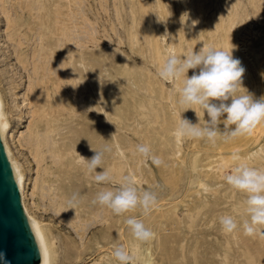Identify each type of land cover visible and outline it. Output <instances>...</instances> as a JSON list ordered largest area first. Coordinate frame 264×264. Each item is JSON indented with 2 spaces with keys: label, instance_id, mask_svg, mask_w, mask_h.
Segmentation results:
<instances>
[{
  "label": "rangeland",
  "instance_id": "rangeland-1",
  "mask_svg": "<svg viewBox=\"0 0 264 264\" xmlns=\"http://www.w3.org/2000/svg\"><path fill=\"white\" fill-rule=\"evenodd\" d=\"M230 43L245 68L244 86L264 97V0H0V96L12 125L4 145L22 173V207L43 230L51 264H119L116 246L133 264H264V239L242 228L225 233L219 222L248 218L246 194L224 177L235 166L233 152L264 169V124L214 145L179 139L180 82L158 76L169 54ZM196 112L200 118L193 110L181 117L202 126L208 117ZM140 144L163 165L141 157ZM105 147L102 168L112 181L97 184L77 153L90 159ZM125 175L157 193L150 215L118 216L93 203ZM129 216L155 238L136 241Z\"/></svg>",
  "mask_w": 264,
  "mask_h": 264
},
{
  "label": "clouds",
  "instance_id": "clouds-1",
  "mask_svg": "<svg viewBox=\"0 0 264 264\" xmlns=\"http://www.w3.org/2000/svg\"><path fill=\"white\" fill-rule=\"evenodd\" d=\"M183 17V23L190 20L188 13ZM197 23L198 21L192 20L191 27H195ZM230 45L227 49L209 45L198 52L191 50L183 56L169 54L160 66V79L180 82L177 103L183 109L181 113L193 110L197 116L196 110L199 109L200 116L205 117L206 114L208 117L207 120L204 118L201 126L182 118L180 113L175 129L177 138L205 140L214 145L217 140L229 142L251 136L259 125L264 124V97L255 98L244 86L245 68L238 58H234L235 46ZM189 70H193L190 77ZM221 124L223 129L219 127ZM11 127L4 100L0 97V139L7 136ZM110 150L105 147L94 151L95 154L90 159L77 153L86 165L87 172L94 174L93 179L97 184L112 181L109 171L102 168L104 153ZM136 152L145 160H151L157 167L164 163L152 153L150 145H137ZM231 160L235 162V166L225 175L224 180L233 190L246 194L244 204L248 218L238 224L234 216L223 215L219 222L225 233H233L242 228L245 236L264 239V169L251 166L238 152L231 154ZM97 168L102 171L97 172ZM136 185L134 176L125 175L119 186L98 192L93 203L110 209L118 216L139 209L146 217L158 205L157 193L140 190ZM77 195L74 194L69 201L70 206L76 202ZM124 222L136 241L146 243L155 238V233L137 216H129ZM112 255L119 264H133L134 256L123 246H116ZM46 264H51L50 254Z\"/></svg>",
  "mask_w": 264,
  "mask_h": 264
},
{
  "label": "water",
  "instance_id": "water-1",
  "mask_svg": "<svg viewBox=\"0 0 264 264\" xmlns=\"http://www.w3.org/2000/svg\"><path fill=\"white\" fill-rule=\"evenodd\" d=\"M40 254L0 139V264H38Z\"/></svg>",
  "mask_w": 264,
  "mask_h": 264
},
{
  "label": "bare ground",
  "instance_id": "bare-ground-1",
  "mask_svg": "<svg viewBox=\"0 0 264 264\" xmlns=\"http://www.w3.org/2000/svg\"><path fill=\"white\" fill-rule=\"evenodd\" d=\"M2 141H3V145H4V138H2ZM4 150H5V153L7 155L5 145H4ZM8 153L10 155L9 150H8ZM7 157H8V155H7ZM8 160H9V158H8ZM9 163H10L13 175H14V177L16 179L17 185H18V189H19V192H20V197H22V191H23V176H22V173L20 171L19 166L12 160L11 155H10ZM26 217L28 219V222H29V225H30L33 237H34V240H35L36 245H37L38 250H39L40 259H39L38 264H46V261L48 260L49 254L51 256V252H50V248H49V245L47 243V240H46V238L44 236L43 230L41 229L39 224L29 214L26 215Z\"/></svg>",
  "mask_w": 264,
  "mask_h": 264
}]
</instances>
